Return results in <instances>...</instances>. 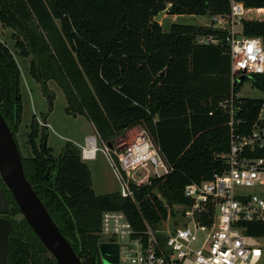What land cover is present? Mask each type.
Here are the masks:
<instances>
[{
  "label": "trees",
  "instance_id": "trees-1",
  "mask_svg": "<svg viewBox=\"0 0 264 264\" xmlns=\"http://www.w3.org/2000/svg\"><path fill=\"white\" fill-rule=\"evenodd\" d=\"M238 1L264 8V0ZM168 5L170 15L230 11V0H0V22L18 35L16 45L31 57V73L45 90L47 80H55L67 111L85 115L100 139L114 147L128 129L144 126L170 169L134 187L135 201L120 191L97 195L81 148L67 142L54 156L46 121L33 120L31 155L20 149L26 176L83 264H103L104 211H123L136 230H145L146 223L155 228L174 204L190 203L184 194L188 183L225 168L217 155L229 150L230 116L220 103L244 81L232 84L225 33L176 22L165 31L155 16ZM239 30L264 42V18L244 19ZM212 34L220 42L198 39ZM20 78L16 58L0 40V110L19 148ZM251 79L264 91V74ZM260 103L240 98L238 118L252 122ZM12 209L21 213L14 199ZM247 226V233L264 235V222ZM8 264H56L24 217L9 235Z\"/></svg>",
  "mask_w": 264,
  "mask_h": 264
},
{
  "label": "built area",
  "instance_id": "built-area-1",
  "mask_svg": "<svg viewBox=\"0 0 264 264\" xmlns=\"http://www.w3.org/2000/svg\"><path fill=\"white\" fill-rule=\"evenodd\" d=\"M243 2L230 0L228 13L211 15L209 27L225 33L231 55L234 85L255 74H264V42L245 36L239 27L247 12ZM216 35L204 36L201 43H218ZM263 91V90H262ZM264 92V91H263ZM255 119L238 118L242 106L232 91L220 107L229 113V150L217 156L225 162L221 172L184 188L190 203L181 204L183 223L165 233L146 223L136 230L120 210H107L101 217V235L119 244L120 264H264V235L247 233L250 222H264V194L245 193V187L264 185V97ZM212 113V112H211ZM91 138V137H90ZM89 138L81 147L83 160L94 159L99 149L108 156L121 185L123 197L135 201L134 187L150 184L170 172L147 129L139 130L121 150ZM163 235V239L160 237Z\"/></svg>",
  "mask_w": 264,
  "mask_h": 264
},
{
  "label": "rangeland",
  "instance_id": "rangeland-1",
  "mask_svg": "<svg viewBox=\"0 0 264 264\" xmlns=\"http://www.w3.org/2000/svg\"><path fill=\"white\" fill-rule=\"evenodd\" d=\"M170 6L171 5H168V8L163 10V14L160 18H157L158 22L163 26L165 31H168L170 26L175 22L191 24L197 28H210V14H185L174 17V15L169 14L168 10ZM260 12L263 13L264 10H261ZM245 17L246 19H262L264 18V15L257 12V10H252L247 12ZM57 24H59L58 21ZM17 37L18 35L15 34L12 28L7 27L0 22V40L10 48L20 67L22 121L16 135L23 155H31L28 135L31 124L35 118H37L41 124H44V121H46L48 128V146L51 147L52 153L56 157L61 154V151L67 142H73L81 148L82 146L87 145L90 137H96L100 148H102V143L108 144L100 139L98 133L96 132V128L85 115L70 114L67 111L68 105L65 93L55 80H47L45 84L46 90L40 81L36 80L31 73V57L21 53L20 49L16 45ZM203 37L204 36H199L198 39L201 40ZM237 93L240 98L264 97V92L253 84L252 79L245 80ZM142 128L145 127L141 125L131 127L128 131H126L121 139L114 142L116 147L113 145L112 147L119 150V143L120 147L123 148ZM85 162L91 171L92 186L97 195L118 192L121 190V185L113 166L103 150L99 149L97 156L94 159H88L85 160ZM243 191L249 194L261 195L264 194V185L245 187ZM11 219L14 223L21 222L23 215L13 210ZM182 223L181 204H174L169 209L168 217L165 220H162L158 226L155 227V229L168 233L173 231ZM102 243L116 242H111L109 237L102 236L100 244Z\"/></svg>",
  "mask_w": 264,
  "mask_h": 264
},
{
  "label": "water",
  "instance_id": "water-1",
  "mask_svg": "<svg viewBox=\"0 0 264 264\" xmlns=\"http://www.w3.org/2000/svg\"><path fill=\"white\" fill-rule=\"evenodd\" d=\"M163 14L161 11L155 16ZM243 76L238 81L243 80ZM112 147V144L108 142ZM0 175L6 188L12 194L23 217L37 234L44 246L55 258L56 264H83L71 242L62 233L43 200L28 180L23 158L5 117L0 110ZM0 213L10 214L11 207L6 190L0 187ZM14 223L7 217H0V264H8V241ZM103 264H119V245L102 243L99 245Z\"/></svg>",
  "mask_w": 264,
  "mask_h": 264
},
{
  "label": "flooded vegetation",
  "instance_id": "flooded-vegetation-1",
  "mask_svg": "<svg viewBox=\"0 0 264 264\" xmlns=\"http://www.w3.org/2000/svg\"><path fill=\"white\" fill-rule=\"evenodd\" d=\"M0 187L4 188L6 190V195L9 199V204H10V207H11V213L10 214H2L0 213V217H7L9 219H11V215H12V211H13V196L12 194L10 193V191L6 188L5 186V183L3 181V179L1 178V175H0ZM12 220V219H11Z\"/></svg>",
  "mask_w": 264,
  "mask_h": 264
},
{
  "label": "bare ground",
  "instance_id": "bare-ground-1",
  "mask_svg": "<svg viewBox=\"0 0 264 264\" xmlns=\"http://www.w3.org/2000/svg\"><path fill=\"white\" fill-rule=\"evenodd\" d=\"M158 18H160V16L158 17ZM91 140H92V142L94 143V137L93 138H90Z\"/></svg>",
  "mask_w": 264,
  "mask_h": 264
},
{
  "label": "crops",
  "instance_id": "crops-1",
  "mask_svg": "<svg viewBox=\"0 0 264 264\" xmlns=\"http://www.w3.org/2000/svg\"><path fill=\"white\" fill-rule=\"evenodd\" d=\"M176 16H178V15H174V17H176Z\"/></svg>",
  "mask_w": 264,
  "mask_h": 264
}]
</instances>
